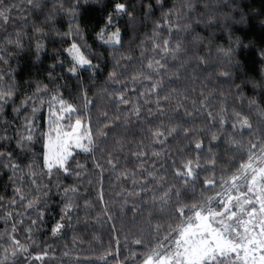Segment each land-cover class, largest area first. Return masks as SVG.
I'll return each instance as SVG.
<instances>
[{"label": "snow or ice", "instance_id": "snow-or-ice-1", "mask_svg": "<svg viewBox=\"0 0 264 264\" xmlns=\"http://www.w3.org/2000/svg\"><path fill=\"white\" fill-rule=\"evenodd\" d=\"M156 3L160 4V0H156ZM241 3L243 0H225L220 9L228 7L227 12L214 8L208 2L203 3V11H200L199 0H183L181 4H173L159 20L154 21L152 35L147 38L151 41V54H147L149 50L142 40L139 67H133L129 72L134 57L130 51H121L124 47V28L120 23L127 17L126 23L135 25V11L130 10L128 0H51L45 22L54 23L55 18L62 15L67 17L68 27L63 32L53 29L66 46L57 49V63H53L48 71L49 83L58 79L56 67H64L67 63L66 72L73 78H79L83 112L90 113L95 101L88 96L82 73L87 72L95 79L103 72L101 65H108L110 59L111 68L107 71L102 91L117 106L125 105L127 108L123 116L119 107L116 115L102 112V122L93 128L91 116L85 121L81 114V105L64 98L62 88L65 85L49 88L48 84L40 82H37L33 93L25 95L20 104L13 107L17 115L22 110L25 113L17 130V146L24 149L34 141H42L43 149L42 166H27V176L31 178L35 195L24 191L25 170L14 162L13 153L0 150V163L13 173L10 177L14 184L13 198L9 206L14 209L19 200L25 212L29 209L37 211V218L32 219L25 228L27 240L31 241L34 226L44 222L45 210L40 208V204L42 198L49 197L50 185L56 173H63L65 178L75 177V182L55 184L62 196V204L59 218L51 226V233L55 236L66 227H73L72 214L78 207L76 201L80 198V184L88 172L86 164L76 160L83 153L90 156L93 166L100 170V202L103 203L104 199L103 173L111 169L113 173H118V180L131 179L135 189L132 195L143 194L146 198L150 193L151 207L158 209L161 219L168 217L166 225L158 223L151 229L155 235L149 245L150 251L145 253L140 264H264V104L256 96H246L243 91L251 85L253 91H259L260 99H264V42L254 49L261 64L257 77L250 69L247 57H242V53L252 49L251 42L246 45L242 37L234 35V25L245 22L246 15L259 17L264 13L251 10L244 13L239 9ZM48 6V0H0V38L3 42L0 63L7 64L13 55L6 52L9 47L24 49L23 41L28 36L29 20L32 19L30 14L42 12ZM90 8L98 12L97 18L88 17ZM140 8L145 17L153 14L151 0L146 4L141 0ZM237 10L241 13L238 21L234 18ZM14 11L19 19L14 18ZM260 25L264 28V19ZM10 27L14 31H10ZM31 28L34 34H39L35 44V56L39 59L45 50L41 40L47 33L34 21ZM164 28L168 29L167 36L161 35ZM198 28L200 31H197ZM217 31L226 34L227 43H217L214 38ZM181 32L182 37L174 41V34ZM87 34L93 36V45L86 42ZM93 46L100 51H94ZM105 52L107 55H104ZM193 61L195 67L208 72L209 77L215 75L219 83L234 86L239 102L243 104L247 99L249 112L245 114L233 108L229 115L223 91L219 93V108L213 110L209 101L215 97V89L205 94L202 88L199 99L194 98L190 106L187 105L186 92L178 93L170 85L174 82L173 78L177 81L181 78L182 71L186 72ZM237 80L240 82L237 83ZM192 91L195 92V88ZM15 96L13 78L0 70V112L14 102ZM45 107L46 115L43 111ZM180 110H183V117L179 115ZM252 110L256 114L255 128ZM169 113L176 115L170 116ZM145 114L149 125L157 117L161 119L158 125L149 128L151 142L147 146L141 143L131 153L139 161L136 169H121L119 158H114L111 152L101 163L96 153L106 151L101 144L108 139L112 129L121 120L127 125L133 117L137 121L144 119ZM73 116L77 117L74 121ZM197 116L206 117V127L187 126V120H195ZM229 120L232 122L231 131H227ZM200 131H209L211 140L217 146L223 134L227 150L240 154L239 163L235 155L230 157L229 166L222 168L217 176L218 154L210 147L205 159L208 167H202V139L195 140L194 158L181 155L177 161L176 155L186 148H178L177 153L173 154L167 147L170 142L176 140L180 143L179 137L188 140L193 133ZM245 132L249 134L247 142L244 140ZM0 139H9L6 130ZM116 143L123 148L121 141L117 140ZM74 160L75 165L72 163ZM209 169L210 174L201 179V172L208 173ZM17 172L20 173V186H16ZM137 175L143 178L142 182L138 183ZM44 177L48 183L43 182ZM88 182L92 183L91 180ZM189 192L193 193L190 203L185 199ZM145 203H148L147 199ZM88 205L89 201L86 200L85 206ZM132 210L136 212L137 208ZM15 215L21 219L17 221L9 209H4L3 216H0L6 223L9 219L13 221L11 231L5 230L3 233L7 241L0 244V264H35V261L43 260L48 255L46 249L34 252L30 244L17 239V224H23L24 213L16 212ZM134 243L141 245L143 240L136 239ZM133 258L139 259L135 253Z\"/></svg>", "mask_w": 264, "mask_h": 264}, {"label": "trees", "instance_id": "trees-1", "mask_svg": "<svg viewBox=\"0 0 264 264\" xmlns=\"http://www.w3.org/2000/svg\"><path fill=\"white\" fill-rule=\"evenodd\" d=\"M7 2V0H6ZM83 2V0H82ZM146 4L148 0H143ZM154 11L150 17H145L143 9L140 8L141 0H128L130 10L135 11L136 22L134 26H130L126 23L127 17H124L120 21L122 28H124V47L121 51H130L134 57L133 63L129 66V72L133 67H139L140 59V42L145 41L148 55L151 54V41L147 39L151 37L154 21L161 18L162 13L167 11L173 6V4H181L183 0H160V4L156 3V0H151ZM208 2L214 8L220 9V5L225 3V0H199L200 11H203V3ZM48 7L42 12L31 13L32 19L29 20L28 36L24 38V49L18 50L9 47L6 52H12L13 55L9 58L7 64L0 63V70H2L6 76H11L16 85V96L13 103H9L5 106L3 112H0V136L5 135V130L8 140L0 139V150L10 151L13 153L14 162L20 165L21 169L25 170L26 178L23 181V189L26 193L35 195V188L31 184V178L27 176V166L34 164L42 166V141H34L29 147L21 149L17 146V130L22 123V118L25 115L22 110L19 115L13 112V107L20 104V101L25 95L34 92L37 82L42 84H48L49 88L59 85H65L62 88L64 98L72 103L81 105V114L85 121L88 116H91L92 126L96 128L99 123L102 122L101 113L108 111L110 115L117 114V107L120 108L121 116L123 111L127 108L125 105L117 106L115 102L110 100L107 95L102 91L105 84V77L107 71L111 68V60L109 59L108 65H101L103 72L98 74L95 79L91 78L89 73H82L83 85L87 86V93L90 99H94L95 103L91 107L90 113L83 112V100L79 97L80 83L79 78H73L66 72L67 63L64 67L57 66L55 69V75L58 79L49 83L48 71L53 63H57V49H61L66 46L62 44L61 38L55 35L53 29H58L63 32L68 27V19L66 16L58 15L55 18L54 23L45 22V16L47 15L51 6V0H48ZM160 5H163L161 7ZM132 6H135L133 9ZM99 7L98 5L96 6ZM244 13H248L249 10L253 12L264 13V0H243V3L239 5ZM224 12L229 11L228 7L220 9ZM240 10L234 13L235 20H240ZM90 19L98 17V12L89 9L87 13ZM15 19H19L16 12H13ZM264 19L262 16H245V22L237 23L234 25V35L242 37L244 44L251 42L252 49L246 53H242V57H247V62L250 65V69L255 75L259 76L260 61L257 58L255 48L259 46L261 42H264V28H261L260 21ZM37 23L44 29L47 35L41 40L45 45V50L40 55L39 59L35 56V44L38 33L34 34L31 28V24ZM10 31H14L10 27ZM197 31H200L198 28ZM168 29L164 28L161 33L162 36H167ZM207 35V33H204ZM183 33H175L173 40L180 39ZM217 43H227L226 34L216 32L215 37ZM190 39V37H189ZM86 42L89 45H93V36L91 34L86 35ZM0 49H3L2 38H0ZM93 50L99 52L100 50L93 46ZM107 55V52L104 53ZM174 70V69H173ZM211 70V69H210ZM173 84L170 87H174L178 90V93L186 92L188 100L185 102L190 106L192 99H199L201 89L205 90V94L208 91L215 89V97L210 99L209 103L213 110L220 106V91H223L226 96V106L229 111V115L233 108L242 110L245 114L249 112V106L247 99L243 104L239 102L235 95L234 86L229 84H221L217 81L215 75L208 76V72L201 71L195 67V61L187 68L186 72L181 73V78L177 81L173 78ZM10 81H6L8 83ZM237 83L240 81L237 80ZM195 88V92L192 89ZM246 96H256L261 104H264V99H260L259 91H253L251 85H248L243 89ZM31 103V102H30ZM45 115L47 114V108L43 110ZM170 116H175L176 113H169ZM179 115L183 117V110H180ZM77 117L73 116L74 121ZM145 118L137 121L134 117L131 119V123L125 125L123 121L119 122L118 126L114 127L109 133L107 140L101 144L102 148L106 151L101 154L96 153L97 159L104 162V158L108 152H111L114 158H119L120 168H127L129 171L136 169V165L139 161L132 156V152L137 149L141 143L147 146L151 142L149 134V128L155 127L159 124L160 119L157 117L152 120L149 125ZM187 119V118H185ZM253 127L257 126L256 114L252 110ZM7 122V123H6ZM175 122V121H173ZM167 123V118H165ZM207 119L205 116H197L195 120H187V126L204 128L207 126ZM231 120L227 125V131H231ZM217 127H219L217 123ZM37 135H39L37 133ZM248 133L245 132L244 140L247 142ZM196 139L203 140V151L200 153L201 166L208 167L205 163V159L209 155V148L211 147L213 152L218 154L216 173L219 176L222 168L229 166V159L232 156L237 157V163H239V153L227 150V146L223 140V134H221V140L219 146L216 142L211 140V133L209 131L195 132L188 140H183L182 136L178 138L180 143L176 140L170 142L167 146L171 153L176 154L178 148H186L185 151L176 155L177 161L180 156L195 157L196 152L194 150V144ZM119 140L123 144V148L116 141ZM156 147H159L157 145ZM171 156L168 163L171 164ZM81 163L86 164L88 172L83 178V183L80 184V198L76 203L78 207L72 214L71 228H65L57 235L53 236L51 233V226L55 219L59 218L60 206L62 204V196L57 192L55 184L60 182L64 185L75 182V177L65 178L63 173H56L53 176L50 185V195L48 198H42L40 208L45 210L44 222H38L33 228V235L31 241L27 240V233L25 228L31 223L32 219L37 218V211L29 209L25 212L23 204L18 200L17 205L13 208L9 206V201L13 198L14 184L10 180L13 176L11 169L5 168L3 163H0V216H3L4 209L13 211V216L17 221L21 219L20 216H16V212L24 213L23 224H17V239L21 243H28L31 249L36 251L47 250L48 255L43 260L35 261V264H140L145 253L150 251L149 245L152 244L155 233L151 230L156 224L168 223V217L164 216L161 219V214L158 209L154 210L151 207V194L145 198L143 194L141 196L132 195L135 191L133 189L132 181L118 180L117 174L113 173L111 169L106 170L103 173V203L98 198L100 190V170L93 166L92 158L81 153L76 157ZM75 165V160L72 162ZM146 166H150L146 165ZM107 167V166H106ZM39 171V167L36 169ZM169 173L171 167L168 168ZM208 173L201 172V179ZM20 173L17 172L15 180L16 186H20L19 180ZM59 177V180H57ZM138 183L142 182V177L137 175ZM89 180L92 181L89 184ZM40 181L38 180V183ZM44 183H48L47 178H43ZM48 191V189H44ZM120 193V195H118ZM199 193V186H197V193ZM193 193L186 194L185 199L187 202H191ZM147 199L148 203H145ZM89 201V205L85 206V201ZM137 208L136 212H133V208ZM112 217V219H109ZM12 219H9L7 223L5 220L0 219V244H5L7 236L3 235L5 230L11 231ZM136 239L143 240V244L136 245L134 241ZM133 253L136 254L139 259L133 258Z\"/></svg>", "mask_w": 264, "mask_h": 264}]
</instances>
